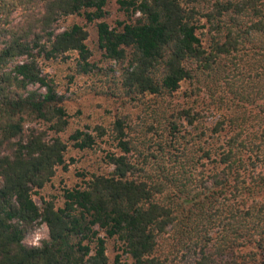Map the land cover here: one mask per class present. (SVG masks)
I'll return each mask as SVG.
<instances>
[{
    "label": "trees",
    "instance_id": "trees-1",
    "mask_svg": "<svg viewBox=\"0 0 264 264\" xmlns=\"http://www.w3.org/2000/svg\"><path fill=\"white\" fill-rule=\"evenodd\" d=\"M111 1L0 0V264H109V240L132 264H264V0H117L129 22L97 29L106 57L127 63L122 94L169 97L204 78L227 112L203 129L189 110L160 118L172 138L182 121L193 127L190 151L141 167L127 157L139 148L130 117L117 116L113 170L65 189L60 206L34 200L67 168L70 142L93 149L107 135L97 126L61 138L68 113L40 62L78 52L90 72L86 28L57 24L102 20ZM38 224L49 238L27 245Z\"/></svg>",
    "mask_w": 264,
    "mask_h": 264
},
{
    "label": "rangeland",
    "instance_id": "rangeland-1",
    "mask_svg": "<svg viewBox=\"0 0 264 264\" xmlns=\"http://www.w3.org/2000/svg\"><path fill=\"white\" fill-rule=\"evenodd\" d=\"M137 17L138 15L135 16ZM129 20L120 10L117 0H112L107 6V15L102 20L89 23L84 16L73 15L61 18L57 24L59 31L73 24H80L86 28L89 33L87 45L91 53L89 63L93 66L90 72H80L79 65L84 62L78 52H69L56 59L40 62L42 74L62 97L63 106L68 113L69 127L60 136L68 141L75 131L92 132L97 126L104 127L107 135L97 138V146L93 149L79 150L72 146V142L69 143L66 155L67 168H57L51 182L34 196V200L40 206L43 200L51 199H56L57 205L60 206L63 203L62 195L65 189L83 186L93 174H108L113 170L105 157L109 152L120 153L116 148L118 142L111 136L117 116L130 117L126 123L127 139L134 141L139 148L130 152L127 157L141 167L143 163L149 166L154 164L156 158H162L163 163H167L173 155H181L185 148L187 152L190 151L192 137L186 133L191 132L193 127L182 121V126L179 127L180 137L172 138L168 132L159 129L160 118L166 119L171 114L176 115L178 110H189L196 118V123L200 121L199 129H203L207 127V123L212 126L224 112H227V107L225 109L220 106V102L214 99L217 92L224 94L223 89L215 90L217 87L211 80L204 78L184 81L180 89L169 97L146 95L140 100H132L123 95L119 80L127 63L123 64L106 57L105 51L99 45L97 23L104 21L115 28L120 22ZM32 89L39 88L36 86ZM208 109L211 111H207ZM33 126L43 127L38 123ZM92 133L97 136V132ZM48 238V227L45 224H38L27 235L25 243L40 246ZM119 247L115 240L108 241L109 264H132L131 258Z\"/></svg>",
    "mask_w": 264,
    "mask_h": 264
}]
</instances>
